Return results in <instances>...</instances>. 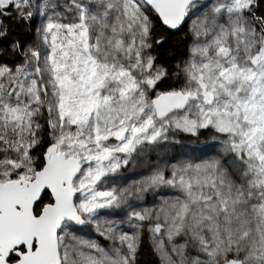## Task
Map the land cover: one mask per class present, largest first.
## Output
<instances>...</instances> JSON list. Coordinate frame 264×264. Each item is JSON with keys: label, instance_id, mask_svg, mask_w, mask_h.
Here are the masks:
<instances>
[{"label": "snow or ice", "instance_id": "1", "mask_svg": "<svg viewBox=\"0 0 264 264\" xmlns=\"http://www.w3.org/2000/svg\"><path fill=\"white\" fill-rule=\"evenodd\" d=\"M0 264H264V0H0Z\"/></svg>", "mask_w": 264, "mask_h": 264}]
</instances>
